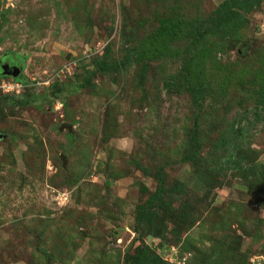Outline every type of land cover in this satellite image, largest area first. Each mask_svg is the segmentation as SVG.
I'll use <instances>...</instances> for the list:
<instances>
[{
    "label": "rangeland",
    "instance_id": "rangeland-1",
    "mask_svg": "<svg viewBox=\"0 0 264 264\" xmlns=\"http://www.w3.org/2000/svg\"><path fill=\"white\" fill-rule=\"evenodd\" d=\"M223 1L0 0V61L20 68L0 77V264H126L141 246L166 264H264V0L224 39L184 31L163 58L94 72L161 19L204 32ZM194 120L203 181L180 161ZM159 187L190 222L144 236L137 210Z\"/></svg>",
    "mask_w": 264,
    "mask_h": 264
},
{
    "label": "trees",
    "instance_id": "trees-1",
    "mask_svg": "<svg viewBox=\"0 0 264 264\" xmlns=\"http://www.w3.org/2000/svg\"><path fill=\"white\" fill-rule=\"evenodd\" d=\"M256 0H224L220 5L219 9L215 11L214 18L212 19L209 28H205L204 32L197 30V28L188 29V23L175 18H165L159 21V27L155 34L150 36L146 41L140 45L139 48L132 51H126L122 60L118 63H106L103 59L94 62V72H119L122 69L127 68L132 63H139L140 60L147 57L148 61H154L155 59L163 58L168 54H171V48L166 43L171 42L173 39L180 37L184 31L188 32V39H191L195 44L198 42L202 43L205 36H214L219 38H225L231 35V30L239 28V20L242 12H246L254 5L257 4ZM256 3V4H255ZM246 21V20H245ZM201 27V26H199ZM191 30V31H190ZM161 41L159 42V39ZM166 41V43H165ZM190 58L192 59L190 54ZM8 60H11L9 57ZM145 71V69H143ZM1 77V68H0ZM189 73H180L177 77H171V83L178 84L183 80L184 82L189 81ZM89 79L87 78L82 87L87 85ZM186 84V83H185ZM191 83L187 84V89H189L190 94L194 97V102L196 101V96L202 91V85L190 86ZM255 123L264 121V89H260L256 93V100L253 112ZM199 128L197 126L196 120L193 121L192 128L189 132L188 140L180 161L185 164H190L195 172V176L203 181L206 179L207 174L213 173V169L208 166L203 158L200 156L201 145L199 143ZM236 160L233 162L234 166L240 167L241 162L244 160L248 161L242 152L238 151L236 154ZM252 174L256 170L252 167L248 168ZM256 174V173H255ZM258 177L256 178V181ZM264 183V177L262 181ZM184 186L178 184L175 189L177 194H184ZM173 190L170 192L171 194ZM164 191L159 187L154 198L156 204L153 200L148 201V205H142L138 207L137 210V221L136 226L142 235H154L163 237L167 231L164 223L160 224L159 221L163 222L162 218L168 220L174 224L182 222H190L189 213L181 209L179 211L171 207L170 203H167L164 199ZM163 213V216L161 215ZM160 213V214H159ZM143 228V229H141ZM142 230V231H141ZM50 259V257H47ZM126 264H166L152 249L147 246H141L135 249L134 254H129L126 259Z\"/></svg>",
    "mask_w": 264,
    "mask_h": 264
},
{
    "label": "water",
    "instance_id": "water-1",
    "mask_svg": "<svg viewBox=\"0 0 264 264\" xmlns=\"http://www.w3.org/2000/svg\"><path fill=\"white\" fill-rule=\"evenodd\" d=\"M9 66L8 65H5V66H2L1 67V75H6V74H9V75H12L13 77H15L18 72L20 71V68L19 67H14L13 70L11 72H8ZM10 69V68H9Z\"/></svg>",
    "mask_w": 264,
    "mask_h": 264
},
{
    "label": "flooded vegetation",
    "instance_id": "flooded-vegetation-1",
    "mask_svg": "<svg viewBox=\"0 0 264 264\" xmlns=\"http://www.w3.org/2000/svg\"><path fill=\"white\" fill-rule=\"evenodd\" d=\"M8 59H5V60H1L0 61V68L2 67V66H5V65H8L9 66V68H8V72H11L12 70H13V68L14 67H18V65H17V63H15L14 61H12V60H8ZM6 75H9V74H6Z\"/></svg>",
    "mask_w": 264,
    "mask_h": 264
}]
</instances>
